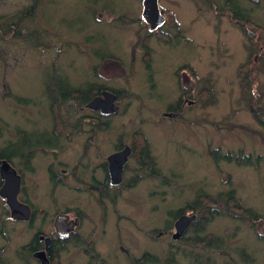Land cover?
Wrapping results in <instances>:
<instances>
[{"label":"rangeland","instance_id":"rangeland-1","mask_svg":"<svg viewBox=\"0 0 264 264\" xmlns=\"http://www.w3.org/2000/svg\"><path fill=\"white\" fill-rule=\"evenodd\" d=\"M32 1L0 0V15L10 17L32 6ZM50 1L49 4L44 3L41 20L52 35H49L51 41H48L45 30L46 48L37 46L36 40L29 45L21 39L7 42L0 36V122L10 126L6 129L7 133H1L8 139L3 137L0 145L6 140L13 141L9 136L16 135L12 133L16 126L25 129L28 122H39V117L48 118L54 114L46 89L49 78L57 74L55 70L58 67L69 79L72 90L91 83L117 91L122 98L124 114L113 122L114 129L123 137H128V133L135 130L144 131L152 144L153 155L159 165L157 169L163 173L164 179L148 178L137 169L136 162L130 165L128 182L137 174L142 176L135 186L122 192L117 213L112 208L109 212L105 225L110 233L106 250L115 251L120 242L136 258L147 252L156 264H165L174 241L171 236L159 235L170 231L172 212L202 193L217 195L235 188L244 206L264 211V128L249 113L239 82L238 69L249 56L247 39L227 15L217 12L218 5L225 6L226 0H215L218 5L213 8L205 0H160L161 9L175 13L179 27L172 30L166 24L162 27V31L171 34V43L160 42L152 36L149 42L153 59L150 69L143 60L141 43L150 33L149 25L142 18L143 0ZM235 3L244 11H249L253 22L264 27V0L257 6L248 0H236ZM91 17L94 27L90 24ZM79 20L84 21L78 27L81 33L76 29ZM99 24L103 25L98 27ZM177 30L183 37L181 41L174 38ZM99 33L104 36L107 51L117 60L96 59L91 52L93 47L83 41L89 34L95 36ZM58 47L61 54L55 49ZM102 56L105 57L104 54ZM72 61L70 70L67 67L72 65ZM93 65L98 66L96 71ZM185 66L191 67L201 80L208 79L213 83V95L208 104L198 102L200 83L187 74L178 77L177 71ZM85 70L87 73L83 78L86 80L82 82L83 79H78L75 73ZM178 79L185 91L191 92L193 99L188 100L180 118L171 120L174 117L165 115H176L168 109L177 108V101L182 96ZM5 85L7 94L4 92ZM257 86L264 91L263 71L257 74V82L252 87L254 95ZM21 98H25L24 102L28 99L36 101L38 105L24 106L18 101ZM66 103L65 110L69 114L84 112L79 110L84 102L75 103L70 99ZM2 126L0 124V128ZM46 128L47 125H39L33 129L40 131ZM213 150L220 154L218 163L211 156ZM242 150L246 156H252L251 164L237 166L234 162H227L225 156L228 153L236 154ZM107 153L104 149L99 161L102 164ZM257 157H261V162L255 159ZM13 162L18 168L20 161L13 159ZM43 173L35 175L27 185L35 208L44 207L42 210L51 213L57 209L64 211L66 207H79L84 213L90 212L95 221L103 217L102 210L94 207L95 203L86 196L62 193V189L53 195L52 186ZM169 179L172 182L166 181ZM159 192L164 203L155 197ZM6 213L7 209L0 202V235L9 237L15 232L19 236L17 234L24 229L17 226L13 229V225L10 226L12 220ZM40 224L36 222L35 227ZM114 224L119 225L120 234H117ZM209 232L220 236L226 242L225 248H209L202 252L186 249L182 244L174 245V248L181 249L177 258L179 264H244L242 249L264 264V243L258 238V234H264V224L258 223L253 230L251 224L234 223L230 218L219 216L209 226ZM193 235L190 230L187 236L193 238ZM2 251L8 257L16 253L13 247Z\"/></svg>","mask_w":264,"mask_h":264},{"label":"flooded vegetation","instance_id":"flooded-vegetation-1","mask_svg":"<svg viewBox=\"0 0 264 264\" xmlns=\"http://www.w3.org/2000/svg\"><path fill=\"white\" fill-rule=\"evenodd\" d=\"M248 1L254 6L263 2V0ZM50 2V0H33L31 3L32 9H38L36 14L39 15L41 13L42 16L44 3L49 4ZM21 11L23 12V10ZM26 14L20 26L22 27L21 34L24 42L25 40H30L29 35L30 30H32ZM2 16L9 17L6 14L0 15V17ZM164 16L165 20H167L165 14ZM8 19L5 18L0 21V34H3L2 32L6 28L7 37L13 38L14 34L11 31L14 32L15 29L11 27L12 22L4 24L7 23ZM39 26V38L37 40L40 42L41 48H46L47 37L45 30L48 32V37L51 34L41 21ZM162 32L165 31L163 30ZM50 39L49 37L48 41H51ZM57 40L58 37L56 36ZM93 66L94 71H96L98 66ZM67 68L72 70V66ZM55 71L57 74L49 78L46 90L50 97L49 106L54 108L61 105L60 114L55 115L54 112L51 117H39V122H28L25 129L16 126L12 132L16 135L9 136L13 141L7 142L6 140L3 143L4 146L0 145V192L5 185L2 171L4 166H10L14 170L15 176L19 178L20 192L17 196L18 201L20 204L30 208L31 212L29 220L16 221L11 216L12 210L7 205V198L0 196V202L3 204V208L7 209L6 214L13 222L10 223V226L12 224L13 229L15 226L24 229L22 233L17 234L19 236H16L15 232L10 234L9 237L0 235V264H152L148 260L152 255L145 252L141 254L140 258H136L132 256L129 248L127 249L120 242L117 244L115 251L106 250L108 249L107 239L110 233L109 229L105 228L111 208L115 214L117 213V205L123 196L122 192L135 186L137 179L142 176L141 173L137 174L135 177L133 176L131 182H128L127 177L131 173L129 168L133 162H136L137 169L145 173L148 178L155 179L150 177L149 173L151 171L144 170L135 159L137 150L135 149L133 138L136 133H140L145 137L150 149V159L156 163V172L163 176V173L157 169L159 165L153 155L152 144L146 138L144 131L135 130L131 134L128 133V137H123L114 129L113 122H117V118L124 114V110L121 108L122 98L117 91L108 86H94L96 84L91 83L83 88L78 86V88L71 91L69 79L64 76L65 74L62 73L59 67ZM71 73L74 74L75 72L71 71ZM86 73L87 71L85 70L83 73H75V75L78 79H83L82 82H84L86 79L84 80L83 77ZM181 73L191 77L188 71ZM54 78L57 79L58 83L53 82ZM7 90V85H5V94L8 93ZM103 93L113 94L116 98L114 103L120 109L113 111V113H106L103 110L90 108L91 103L98 98H102ZM181 95L180 100L177 101V108L168 109V112L178 114L177 118L181 117L188 100L193 99L191 92L185 91V88L184 91H181ZM70 99L75 103H78V101L84 102L85 104L79 108V110L84 112H70L69 114L65 107L67 106L66 102L70 101ZM18 101L24 106L36 105L37 107L38 105L36 101L31 99L24 102L25 98H21ZM177 118L171 120H176ZM0 124L4 125L1 127L2 129L0 128V135L1 133L4 135V133H7L6 129L10 126L4 121L0 122ZM39 125H47V128L44 130L40 129V131L33 129L38 128ZM2 135L0 140L4 137ZM6 138L8 139V136L4 137V139ZM106 143L108 144L107 146ZM104 149L108 153L104 157V163L102 164L99 161L100 157L104 155L102 154ZM126 150L130 151V155L127 157V162L123 167L121 182L115 185L112 183L113 172H111L109 158ZM13 159L20 161L18 168L14 166ZM39 173L45 175L43 177L52 186L51 193L53 195L62 189V193L66 192L79 197L86 196L91 202L95 203L96 206L94 207L102 210L101 215L103 217L95 221L94 216H91L90 212L84 213L79 207H66L67 209L64 211L57 209L51 213L49 210H42L44 207H38L40 208L39 210L35 208L36 205L32 197L29 196L27 185L31 178ZM183 215L188 217L195 216V219L192 220L180 240H174L173 237L176 232V222L181 216L173 219L171 226L168 227L170 231L159 233V237L162 235L171 236L174 245H179L178 242L186 239L188 232L192 230L193 224H196L199 218L194 211ZM60 217L63 218V223L57 227L56 222ZM122 218L120 217V219ZM36 222H41L39 227H35ZM49 225L51 228H49ZM113 226H115L117 234H120L119 225L114 224ZM171 230H174L172 234ZM3 231L7 234L4 229ZM1 242L4 244L2 245ZM12 247L16 253L8 257L7 253L2 250H10ZM116 259L118 260L117 262Z\"/></svg>","mask_w":264,"mask_h":264},{"label":"trees","instance_id":"trees-1","mask_svg":"<svg viewBox=\"0 0 264 264\" xmlns=\"http://www.w3.org/2000/svg\"><path fill=\"white\" fill-rule=\"evenodd\" d=\"M192 1L197 2L200 0H192ZM205 1L207 2L208 5L211 6V8L216 7L218 5L215 0H205ZM235 1L236 0H226L225 6L219 7L218 5L217 12H219L218 14H223L225 16L227 15V17L230 18L234 26L236 28H239L240 31L243 33V37L247 39V49L249 52V56L247 61L244 64H242L238 69L239 82H240L242 96L245 100V103H247L249 113H251L254 120L257 123H259L262 128H264V91L261 90V86H257L256 95H254V93L252 92V87L257 82V74L260 73V71L264 72V27L253 22L251 20L252 17H250L249 15V11L248 10L244 11L241 6H238L235 3ZM32 8L33 6L27 8L26 10L23 9V12L20 11L21 13L20 12L15 13L12 16L10 15V17L2 16L0 17V21H2V19L9 18L7 20V23L4 24H8L10 21L12 22L11 27L15 29L14 32L11 31V33L14 34L13 41L16 40L17 38L24 40V38H22V34H20L19 31L22 29V27L20 26L23 23L22 22L23 17L25 16V13H27L26 15L29 18L28 22L32 24L30 26L32 30L33 29L34 30L33 31L30 30V35H29L30 40H25V42L31 45L36 40L37 46H40V42L37 39L39 38L38 37V28H40L39 20L40 21L42 20V16L41 13L37 15L36 14L37 11L35 13L36 8L34 9ZM163 12L167 18L166 20L167 22L165 24L168 26V28H170L171 30L173 28L178 29L179 22L176 18L175 13L173 11L171 12L169 10H164V9ZM92 21L93 18L91 17L90 24L92 27H94ZM77 22H78V26L76 29L77 32H80L78 27L79 25L83 24L84 21L79 20ZM165 24H163L155 31L152 32L149 31L150 33L141 42L142 49L144 50L143 60L145 64H147L148 69H150L153 60L151 57L152 53L149 47L150 45L149 42L150 39H152V36L156 37L160 42H166V43L172 42L171 34L167 32H162V27ZM102 25L103 24H99L98 27ZM2 33L3 34H0L2 39L8 38L7 37L8 32H6V28ZM78 37L80 38V40H82L80 34ZM103 38L104 36L101 35L100 33L95 34V36L89 34V36L83 39V41L88 45L90 43V45L93 47L91 52L94 54L96 59L99 58L101 61L107 59L110 60L111 58L113 60H117V58L114 55H112L111 53L109 54V52L107 51L108 49L106 45H104L103 43ZM174 38L178 41H181V39H183L179 31L177 34H175ZM98 46L99 48L95 50V48H97ZM55 49L59 51L58 52L59 54H61L60 52L61 48L58 47ZM103 54L105 57L102 56ZM255 58H258L257 60L258 62L255 60ZM70 66H73V61H72V65ZM183 71H188L191 74V77L196 82L202 85L200 92L198 93L199 94L198 102L202 105L208 104L213 95L211 91L213 83H211V81L208 79L201 80L198 77V75L194 72V70L189 66L178 70L177 71L178 77L181 76L182 74L181 72ZM53 82L58 83L57 79L55 78ZM178 84H179V90L184 91L180 79H178ZM71 91L73 90L71 89ZM51 93L54 94L53 91H51ZM56 109L59 111V107L58 106L54 107L55 115H59L60 111L58 112ZM133 139H134L135 149L137 150L135 159L138 161L139 165H141L144 170L151 171L149 173L150 177H153L155 179L160 178V180L161 179L163 180L164 179L163 176L160 175L159 172H156V163H154L155 161L150 159V149L145 137L140 133H136ZM213 151H211V156L218 163L219 152L215 153V151L214 152ZM225 157L228 159L227 162L229 164H232V162H234L236 163L237 166L248 165L251 164L253 161L252 156H246L243 150L239 151L236 154L228 153L227 156ZM255 159L261 162V157H257ZM258 166H260V164H258ZM235 191L236 189L233 188L230 191H223L217 195L202 193L196 196L194 200L181 207V209L172 212L170 216L171 218L173 217V219H177L181 215L191 213L192 211H194V213H196L199 218L197 223L193 224L192 226V232L194 233L193 238L187 237L186 239H182V241L178 242V244L179 245L182 244L186 246V249L191 248L193 250H201L202 252L209 248L210 249L216 247L220 249L222 247L225 248L224 245L226 244V242H224V240L220 236H217L216 234L210 232L207 233L211 223H213L214 220L219 216H222L223 218L224 217L230 218V220L234 221V223L239 222V223L251 224L253 230L254 228L256 229V225L258 223L264 224V211L261 210L262 212H260L257 209L255 210L244 206L242 199L236 195ZM220 210H222V213H220ZM170 226L171 224L169 225V227ZM258 238L264 243V234L263 235L258 234ZM241 252H242L241 260L242 262H244V264H261L260 262L256 261L255 258H252L250 254H245L246 253L245 249H242ZM180 253H181L180 248H174V246H172L168 260L166 261L165 264H179L177 258ZM152 257L153 256L148 258L149 262L152 263L154 262L153 264H156V262ZM196 262L199 263V260L197 259Z\"/></svg>","mask_w":264,"mask_h":264},{"label":"water","instance_id":"water-1","mask_svg":"<svg viewBox=\"0 0 264 264\" xmlns=\"http://www.w3.org/2000/svg\"><path fill=\"white\" fill-rule=\"evenodd\" d=\"M143 1L142 18L149 25L150 32L155 31L166 22L165 16L162 13V10H160V0ZM115 100L116 98L113 94L103 93L102 98L96 99L89 107L92 109L103 110L106 113H113V111L120 109L115 105ZM177 115L166 114L165 116H171L175 118ZM129 155L130 151L126 150L123 153L115 154V156L109 158V162L111 163V172H113L112 183L115 185L121 182L123 175L122 170ZM14 173V170L10 168V166H4L2 177L5 180V185L3 190L0 192V196L2 198H7V205L9 206V209L12 210L11 216L13 219L16 221L29 220V216L31 214L30 208L20 204L17 198L20 192L19 178L16 177ZM193 219H195V216H184L176 222V232L173 237L174 240H180L182 238ZM62 223L63 218L60 217L56 222V226L59 227V225Z\"/></svg>","mask_w":264,"mask_h":264},{"label":"bare ground","instance_id":"bare-ground-1","mask_svg":"<svg viewBox=\"0 0 264 264\" xmlns=\"http://www.w3.org/2000/svg\"><path fill=\"white\" fill-rule=\"evenodd\" d=\"M21 32H22V30H21ZM20 34H21V33H20ZM15 35H16V34H15ZM18 37H19V36H18ZM17 39H18V38H17ZM18 40H20V39H18ZM21 40H22V39H21ZM6 41H7V42H8V41H13V38H6ZM22 41L24 42V40H22ZM166 181H167V182H169V181L172 182V180H170V179H169V180H166ZM165 194L167 195V193H165ZM166 195L162 194L163 197H166ZM155 197H157L158 199H161L160 202L164 203V200L161 198V192L157 193ZM182 217H184V215H181V218H182ZM181 218H180V219H181ZM180 219H179V220H180Z\"/></svg>","mask_w":264,"mask_h":264}]
</instances>
